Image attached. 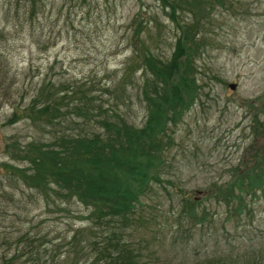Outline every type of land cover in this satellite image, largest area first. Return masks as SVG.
<instances>
[{
    "label": "rangeland",
    "instance_id": "obj_1",
    "mask_svg": "<svg viewBox=\"0 0 264 264\" xmlns=\"http://www.w3.org/2000/svg\"><path fill=\"white\" fill-rule=\"evenodd\" d=\"M176 2L170 14L159 0H0V264L5 256L6 264H92L95 256L87 242L66 244L75 228L90 224V206L51 189L43 195L3 168L26 164L13 152L18 146L67 131L65 105L60 121L25 111L34 100L61 98L49 91L59 82L91 88L83 96L133 132L152 137L150 117L171 127L162 180L153 181L159 193L142 199L145 218L125 232L133 264H264L261 184L243 202L212 192L264 155V0ZM179 38L195 82L180 84V114L171 116L167 98L179 95L177 77L188 76ZM148 51L179 65L160 67L155 78Z\"/></svg>",
    "mask_w": 264,
    "mask_h": 264
},
{
    "label": "trees",
    "instance_id": "obj_2",
    "mask_svg": "<svg viewBox=\"0 0 264 264\" xmlns=\"http://www.w3.org/2000/svg\"><path fill=\"white\" fill-rule=\"evenodd\" d=\"M159 1L165 6L164 8H169L170 14L175 12V8L171 5L178 4L177 0ZM31 2L35 4V0ZM202 2L206 4L207 0H201ZM196 21L194 17V23ZM183 46L185 49L180 50L186 54L184 65L188 76L177 77V83H174L173 87L176 92H179L180 84H188L190 80L191 83L195 82L193 64L191 65L188 58L189 53H186L189 47L181 44L179 38L178 49ZM149 52L151 51H148L146 56L152 55ZM173 62L174 59L163 64V61L149 56L147 66L156 78L162 75L159 71L160 67L170 65L175 68L179 65L175 64L176 61ZM176 76L171 79L176 80ZM189 76H192V79ZM75 86L71 85L72 88L68 89L63 82H59L49 91L56 89L62 92L61 98L48 101L41 106H38L34 100L26 108L28 110L25 109L35 118H43L45 115L50 121L56 116H60L59 121L63 120L61 116L64 118L70 116L69 124L65 128L67 131L63 130L57 136L54 135L56 138L49 142L31 141L23 147L18 146V151L13 150V152L22 156L26 164L19 166L4 162L3 168L19 176L29 187L40 190L43 195L49 197L51 189L57 197L66 199L75 197L86 206H90L87 214L90 224L75 228L66 244L74 246L80 241L90 244L92 247L89 249L95 250L92 264H133L136 260L134 250L130 248L125 232L130 225L139 227L142 222L137 217L142 218L143 215V219L145 218V204L142 199L155 198L159 193V188L155 189V185L162 180V170L166 165L165 154L173 139L172 136L167 135V130L171 127H166L167 125L163 127L162 123L157 124L158 121L150 117L148 126L150 124L153 132L156 129L155 134L147 137L141 133L142 129H137L136 132L139 134L135 137L136 132H133L131 123L123 118L111 119L113 114L109 111L103 116L100 111L101 106L95 107L93 97L83 96L82 93L90 92L91 88L87 91L79 88V85ZM182 97L179 92L178 96L167 98L172 104L171 116L175 113L180 114L178 103ZM76 98L79 99L77 102L74 101ZM62 105L70 109L67 110L69 113L67 117V113L60 112ZM151 110L160 116L159 106ZM73 113L79 116L78 119L72 118ZM241 173L234 175L233 179L236 181L226 180L224 183H215L212 192L215 193L217 200L228 203L231 196L233 198L238 196L240 202H243L247 193H250L248 189L259 184L261 191H264V155L256 157L254 164ZM143 176H147L146 181H143ZM239 178H243L244 181L237 182ZM50 182H53L54 189L50 188ZM245 183L250 184L247 187ZM160 188L167 189L166 185H161ZM143 241L144 239L138 242L142 244ZM7 257H4L5 264L8 263Z\"/></svg>",
    "mask_w": 264,
    "mask_h": 264
},
{
    "label": "water",
    "instance_id": "obj_3",
    "mask_svg": "<svg viewBox=\"0 0 264 264\" xmlns=\"http://www.w3.org/2000/svg\"><path fill=\"white\" fill-rule=\"evenodd\" d=\"M234 85L233 84H231V87H233Z\"/></svg>",
    "mask_w": 264,
    "mask_h": 264
}]
</instances>
